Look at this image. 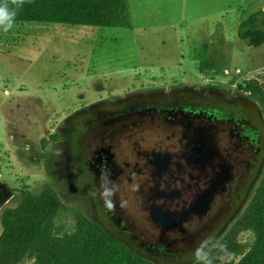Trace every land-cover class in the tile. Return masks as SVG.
I'll list each match as a JSON object with an SVG mask.
<instances>
[{
    "label": "rangeland",
    "instance_id": "1",
    "mask_svg": "<svg viewBox=\"0 0 264 264\" xmlns=\"http://www.w3.org/2000/svg\"><path fill=\"white\" fill-rule=\"evenodd\" d=\"M128 3L131 29L14 23L9 32L0 31V185L10 197L0 208V234L4 212L20 204L22 193L49 189L74 209L55 220L63 230L73 231L74 214L80 212L121 243L134 264H194L192 253L203 239L214 235L222 241L245 215L264 185V165L248 191L196 226L194 238L161 240L173 256L154 257L120 232L84 174L81 143L70 141L72 127L62 121L102 99L169 85L212 91L208 107L217 103V92L249 93L264 116V44L253 48L238 37L240 24L264 10V0ZM258 28L264 32L262 25ZM116 198L111 195V205ZM126 213L116 206L112 215ZM125 227L135 236L133 223L126 221ZM255 239L251 232L237 236L246 253ZM241 260L229 254L215 264Z\"/></svg>",
    "mask_w": 264,
    "mask_h": 264
},
{
    "label": "flooded vegetation",
    "instance_id": "2",
    "mask_svg": "<svg viewBox=\"0 0 264 264\" xmlns=\"http://www.w3.org/2000/svg\"><path fill=\"white\" fill-rule=\"evenodd\" d=\"M213 94L156 87L102 99L62 121L120 232L150 256H173L161 240L194 238L196 226L248 191L264 165V116L250 94L217 92L208 107ZM111 195L123 217L112 215ZM8 196L0 185V203Z\"/></svg>",
    "mask_w": 264,
    "mask_h": 264
},
{
    "label": "trees",
    "instance_id": "3",
    "mask_svg": "<svg viewBox=\"0 0 264 264\" xmlns=\"http://www.w3.org/2000/svg\"><path fill=\"white\" fill-rule=\"evenodd\" d=\"M15 23L132 27L128 0H31L18 11ZM258 24L264 28V10L249 16L238 29V37L248 40L253 48L264 44V32ZM206 65L200 63L199 70ZM71 210L49 189L22 193L20 204L5 211L1 219L0 264H20L25 259L33 264H134L121 243L80 212L74 214L72 232L58 227L55 220ZM242 232H251L256 238L247 253L237 241ZM221 242L227 244L229 254L242 256L241 264H264V185Z\"/></svg>",
    "mask_w": 264,
    "mask_h": 264
},
{
    "label": "clouds",
    "instance_id": "4",
    "mask_svg": "<svg viewBox=\"0 0 264 264\" xmlns=\"http://www.w3.org/2000/svg\"><path fill=\"white\" fill-rule=\"evenodd\" d=\"M26 2L31 0H0V31L7 33L13 28L18 11ZM227 255V244L214 235L203 239L192 253L194 264H215V261L223 260Z\"/></svg>",
    "mask_w": 264,
    "mask_h": 264
},
{
    "label": "water",
    "instance_id": "5",
    "mask_svg": "<svg viewBox=\"0 0 264 264\" xmlns=\"http://www.w3.org/2000/svg\"><path fill=\"white\" fill-rule=\"evenodd\" d=\"M10 197H8L5 201H2L1 203H0V208L6 203V201L9 199ZM156 219H158V217H155Z\"/></svg>",
    "mask_w": 264,
    "mask_h": 264
}]
</instances>
